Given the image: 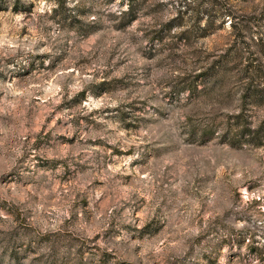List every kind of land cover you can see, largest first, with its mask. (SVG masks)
I'll use <instances>...</instances> for the list:
<instances>
[{"label": "rangeland", "instance_id": "374dc122", "mask_svg": "<svg viewBox=\"0 0 264 264\" xmlns=\"http://www.w3.org/2000/svg\"><path fill=\"white\" fill-rule=\"evenodd\" d=\"M133 3L0 0V264H264V0Z\"/></svg>", "mask_w": 264, "mask_h": 264}, {"label": "trees", "instance_id": "16d2710c", "mask_svg": "<svg viewBox=\"0 0 264 264\" xmlns=\"http://www.w3.org/2000/svg\"><path fill=\"white\" fill-rule=\"evenodd\" d=\"M128 8L125 9L122 14L125 16V18L129 19L130 21H133L137 18L138 16V7L134 5L133 0H128ZM187 5V4H186ZM229 14L227 12H224L223 15ZM228 61H225L222 59L221 61H217L214 65L211 66L207 71H203L200 74H198L199 78L207 83H215L221 79V76L223 77L226 73L225 71V66ZM205 87V85H204ZM188 90H193L198 91V86H187L186 87ZM261 97L260 92L257 89H252V87H249L247 89V92L243 96V101L246 103H249L251 105L258 104L259 99ZM236 119V122L233 123V127L237 130L238 128H241V134L244 133L245 131L248 130V135L251 136V141L252 140H257L258 144L264 143V124L261 125L258 128L255 129H249L247 126V120L244 118L243 113L238 114L237 116L234 117ZM245 134V135H246Z\"/></svg>", "mask_w": 264, "mask_h": 264}]
</instances>
